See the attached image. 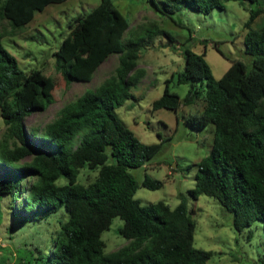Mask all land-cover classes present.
<instances>
[{"label":"trees","instance_id":"1","mask_svg":"<svg viewBox=\"0 0 264 264\" xmlns=\"http://www.w3.org/2000/svg\"><path fill=\"white\" fill-rule=\"evenodd\" d=\"M63 1L2 0L0 18L19 29L49 3ZM228 1L248 5L244 52L249 65L231 59L215 78L205 60L206 50L196 54L184 47V66L176 79L189 85L184 104L202 103L200 110L185 117V123L195 128L213 125L210 151L196 163L189 193L195 199L199 194L215 198L241 232L256 221L264 229V24L251 27L264 12V0H165L164 6L168 14L179 4L209 13L223 9ZM130 29L111 0H100L89 12L73 18L53 52L54 68L64 82H90L111 54L118 55V63L114 73L65 104L42 130L28 129L25 119L54 102L56 79L40 69L23 71L3 46L0 32V117L7 125V138L0 141V222L6 218L9 232L60 212L64 215L50 233L48 248H37V257L32 250L27 254L19 250L15 264H204L211 256L193 245L195 221L184 194H179L174 207L163 200L141 204L134 197L139 186L153 190L163 185L146 173L139 182L130 172L144 166L162 142L139 140L116 108L134 99L131 87L143 76L138 68L141 42L157 34L175 38L150 23L138 29L141 34L136 38L126 39ZM180 104V96L166 84L152 109L176 111ZM8 139L14 140V147ZM83 167L96 171L87 184L77 179ZM25 178L32 181L24 185ZM114 217L122 219L118 233L127 243L105 252L101 234ZM251 236L249 230L247 237Z\"/></svg>","mask_w":264,"mask_h":264},{"label":"rangeland","instance_id":"2","mask_svg":"<svg viewBox=\"0 0 264 264\" xmlns=\"http://www.w3.org/2000/svg\"><path fill=\"white\" fill-rule=\"evenodd\" d=\"M111 1L131 25L125 34L126 39L136 38L141 34L138 29L150 23L175 38L171 41L165 34H157L141 42L138 68L143 69V76L131 87L134 99L126 100L116 108L119 117L139 140L146 144L162 142L158 152L144 166L130 169V172L139 182L146 173L153 179L163 181V185L153 190L139 186L134 197L141 204L163 200L174 207L180 201L179 194H184L189 214L195 221L193 245L211 252L204 264H264V229L261 222L256 221L237 232L233 227L232 214L225 211L215 198L199 194L195 199L189 193L194 187L196 163L210 151L213 125L195 128L185 123V117L200 110L202 103L196 100L184 104L183 98L189 85L178 83L176 79L177 72L184 66V47L196 54L206 50L205 60L215 78L225 72L231 59H240L249 65L250 57L244 52L247 32L244 23L249 15L245 8L248 5L228 1L223 9L214 8L209 13H202L179 4L174 12L168 14L165 0H154L155 3L151 0ZM99 3L100 0L49 3L43 11L35 13L32 21L19 29L12 28L6 19L0 18L1 42L15 56L19 67L25 72L40 69L45 75L56 79L54 102L45 110L26 117L25 127L28 129L42 130L58 117L65 104L80 97L87 89H95L114 73L118 63L117 54H111L96 70L93 79L86 83L66 84L54 68L53 52L68 34L73 18L79 13L89 12ZM263 24L264 12L256 17L251 27L259 28ZM166 84L169 90L180 96L182 104L176 111L168 108L153 110L152 102L161 96ZM6 132L7 125L0 117V141L7 138ZM8 141L14 147V140ZM95 176L96 171L83 167L77 179L87 184ZM31 181L25 178L21 183L28 185ZM60 182L64 181L61 179ZM2 205L5 211L6 202ZM61 218H64L62 212L40 223H28L9 232L6 231L8 222L6 218L3 219L0 222V264H15L19 250L26 254L32 250L37 257L36 249L48 248L50 233L59 227ZM122 225V219L114 217L109 229L102 232L105 252L127 243L118 233ZM249 230H252L250 238L247 237ZM33 264L42 262L35 261Z\"/></svg>","mask_w":264,"mask_h":264}]
</instances>
